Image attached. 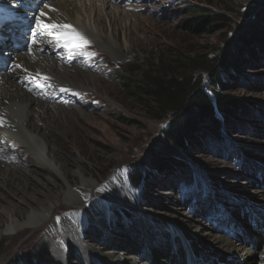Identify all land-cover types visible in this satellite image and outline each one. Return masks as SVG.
<instances>
[{"label": "rangeland", "instance_id": "1", "mask_svg": "<svg viewBox=\"0 0 264 264\" xmlns=\"http://www.w3.org/2000/svg\"><path fill=\"white\" fill-rule=\"evenodd\" d=\"M112 1L113 5L105 11L113 6H117L114 9L120 12L124 9L122 11L127 12L128 17L120 24H134L139 30L132 33L128 30L126 35L125 30L119 31L117 27L113 35L107 18L104 23L107 31L102 32V28L94 23L96 10L87 0L86 3L91 5H88L89 9L80 10L82 12L76 16L91 31L98 44L86 40L87 46L77 52L78 58L69 62L73 68L81 69L82 66V70L89 69L88 73L99 74L101 93L92 94L69 86H53L59 96L61 94L64 105L79 107L81 104L90 114L91 119L74 118L49 134L61 153L73 164L72 171L68 172L69 177L81 180L74 174L76 170L82 171L87 177H93L96 180L94 191L86 202H61L50 215V223L47 222L40 229L31 228L17 236L2 238L0 264H54L51 258L56 241L64 245L68 264H105L98 254L89 250V256L85 258L80 247L66 244L65 232L62 230L64 224L60 217L75 224L81 231L82 239L92 249L102 250L108 246L106 242H120L121 239L131 245L143 244L139 254L145 259H149L147 245H161L164 251L176 245L177 250H181L182 234L174 228L170 229L162 220L164 213L173 212L172 208L181 207L182 211L191 216L199 213L204 222L216 226L221 224L226 233L231 232L230 235L233 232L236 235L241 230L235 222L238 218L243 220L247 217L248 220L251 214H255L257 224L261 221L260 215L264 218V209L261 208L264 198L249 203L246 197L255 196L254 189L264 186V170L261 169L264 165V53L258 48L254 49L257 53L255 57L244 52L245 62L241 68H222L224 88L213 86L212 77L206 72L198 71L194 74V78L201 79L203 88L213 99L214 94L220 92L247 105L248 110L228 118L219 112L215 113L219 128L214 129L210 124H205L203 129L207 133L198 135L187 149L166 137L164 130L169 120L153 118L152 109L141 99L126 93L118 79L119 74L141 75L151 64H167L174 55L181 58H192L200 53L209 58L223 56V52L230 49L235 35L249 18V11L257 0ZM76 2L82 5L80 0ZM191 5L207 7L224 14L227 21L207 31L189 29L187 24L192 20V15L188 8ZM5 7L11 9L15 6L6 4ZM4 26L3 45L9 41L7 31H14L11 36L25 44L33 40L25 30L35 32L39 28H32L31 23L24 28L16 25L14 29L9 28L11 23ZM108 47H123L126 52L123 55L111 54ZM77 53L72 52L76 56ZM8 60L6 55H2L0 61L8 64ZM12 152L18 154L16 147ZM22 154L24 152L21 153V159L25 160L23 168L29 175L26 177L29 184L25 190H22L23 187L16 190L18 196L29 201L33 198L42 199L44 204H50L45 196L51 192L61 193L63 178L50 168L33 163V159L27 165L28 157ZM157 160L162 161L163 165L155 164ZM187 172L191 176H185ZM248 173L254 175L255 183L243 191L235 189L233 181H246ZM19 176L24 177L23 173H19ZM257 178L261 182H257ZM166 191L171 194L164 193ZM126 196L133 197L135 207H127L118 202L117 197ZM10 199L19 203L21 208L24 206L17 199ZM232 201L240 203V206L235 203L233 207L238 212L232 210L231 216L226 215L230 217L229 220L222 221L226 210H229L227 204ZM95 206H100L104 214H90ZM107 215L111 224L109 228L105 227L104 219ZM54 216L56 232L54 239H49L46 232L49 228H55ZM6 219L5 214L3 220ZM257 257H261L260 253H257Z\"/></svg>", "mask_w": 264, "mask_h": 264}, {"label": "bare ground", "instance_id": "2", "mask_svg": "<svg viewBox=\"0 0 264 264\" xmlns=\"http://www.w3.org/2000/svg\"><path fill=\"white\" fill-rule=\"evenodd\" d=\"M20 1H24V5L19 7L14 4L15 7L9 9L10 12L0 11V15L1 13L11 16L16 14L18 18L23 15L27 17L32 15L35 24L39 22L36 25L39 28L35 32L24 29L26 34L31 32L29 38L36 39L32 47H23L25 44L16 40L22 44L21 48L1 50L2 55L8 57L7 67H11V69L5 73L0 71V189L4 191H0V240L8 235L17 236L31 228L40 229L47 222L50 223L48 220L50 215L61 202L66 204H79L84 200L86 202L96 185V180L93 177H89V175L87 177L79 170L73 172L81 180H73L69 177L68 172L72 171L71 165L73 164L67 160L68 158L64 156L63 152L61 153L49 133L60 128L63 124H68L74 118L91 119L90 114L85 111V106L81 104L79 107L64 105L61 94L59 96L53 86H69V88L88 91L92 94H100L99 74L88 73L89 69L86 67L84 68L88 69L87 71L82 70V66H80L81 69L69 66V62L74 60L75 55L61 48L44 26L51 24L67 25L85 40L98 44L91 31L85 28L81 20L77 18L79 16H76L82 12L80 10H88V5L91 4L96 10L94 23L102 28V32L107 31V26H104L107 18L112 26L113 35L115 34L114 29L117 27L119 31L125 30L127 32L130 30V33L139 30V27L134 24L129 26L120 24L128 17V13L122 11L124 9H120V12L114 9L117 6H113V8L105 11L113 5L112 0H89L90 4L86 3L87 0H80L82 5H79L76 0L48 1L45 5L38 4L37 8L36 4L40 0ZM21 27L24 28L25 25ZM9 28H13V26H9ZM13 32H6L9 40H12ZM125 34L128 35V32ZM5 45L11 47L9 41ZM57 49L59 52L55 53ZM118 49L108 47L111 54H125L126 50L123 47ZM38 80L40 81L39 84L33 83ZM15 147L17 155L14 153L15 151L12 152ZM21 150L24 152L22 155L28 157L27 165L33 159V163L50 168L63 178L62 192H51L45 196L50 200V204H44L42 199L35 200L33 198L29 201L25 197L18 196L16 190H21L22 187V190H25L29 184L26 180L29 175L23 168L25 160L22 161L21 159V153H23ZM261 167L264 170V165ZM19 173H23L24 177H20ZM254 178L253 174L248 173L246 174V181H233L232 184L235 185V189L243 191V189H248L251 183H255ZM256 181L261 182L258 178ZM258 184L263 186L264 182ZM263 188L264 186L255 188L253 192L256 195L253 197L246 196L249 203L254 201L256 203V199L264 198ZM103 190L105 189L103 188ZM164 193L171 194L169 191ZM101 195L103 196V194ZM11 197L17 199L24 206L21 208L19 203L10 199ZM117 200L127 207L136 206L132 196L117 197ZM235 203L240 206V203L236 201L227 204L229 210H226L222 221L229 220L230 217L226 215L230 214L231 216L232 210L238 212V210L233 209ZM99 207L95 206L90 214L93 216L104 214ZM261 208L264 209V200L261 202ZM262 209L260 210L262 211ZM172 211L170 214L164 213L162 220L170 226V229L174 228L182 234L181 250L179 248L177 250L176 245L170 246L166 251L161 245H147L149 259L140 257L139 253L142 251L143 244L131 245L121 239L120 242H106L108 246H104V250L92 249L91 245L89 247V244L82 239L81 231L75 224H70L61 217L60 220L64 224L62 230L65 232L67 245L80 247L85 258L89 256L90 250L94 254H98L105 264H264V218L261 215V221L259 220L258 224L255 214H251L248 220H246L247 217L243 220L238 218L235 222L241 230L236 235L235 232L230 235L231 232L226 233L221 224L216 226L204 222L199 217V213L191 216L184 210L182 211L181 207L172 208ZM1 214H6L7 219L3 220L4 215ZM104 220L106 221L105 227L109 228L111 224H109L108 215ZM231 220L233 219L231 218ZM53 221L55 228H52L53 230L49 228L46 232V237L49 239L53 238L56 232L55 216ZM239 221H242L243 224ZM82 232L84 233V231ZM115 234L118 235L116 232ZM117 239L119 238L117 237ZM130 239L132 240L131 237ZM257 253L261 255L259 259ZM51 260L54 264H68L65 247L57 241L54 242Z\"/></svg>", "mask_w": 264, "mask_h": 264}, {"label": "trees", "instance_id": "3", "mask_svg": "<svg viewBox=\"0 0 264 264\" xmlns=\"http://www.w3.org/2000/svg\"><path fill=\"white\" fill-rule=\"evenodd\" d=\"M188 12L192 20L187 27L192 30L207 31L227 21L224 14L207 7L191 5ZM249 13V18L235 35L230 49L223 52V56L209 58L200 53L192 58H181L174 55L167 64L149 65L141 75H118L126 93L144 101L152 109L153 118L169 120L164 133L183 149H187L198 135L207 133L203 129L205 124H210L214 129L219 128L215 113L219 112L228 118L248 110L247 105L220 92H216L213 99L203 88L201 79L194 78V74L198 71L206 72L212 77L213 86L224 88L222 68H241L245 62L244 52L255 57L257 53L254 49L258 48L264 53V1L257 0ZM154 162L163 165L160 160ZM184 175L191 176L190 172Z\"/></svg>", "mask_w": 264, "mask_h": 264}, {"label": "snow or ice", "instance_id": "4", "mask_svg": "<svg viewBox=\"0 0 264 264\" xmlns=\"http://www.w3.org/2000/svg\"><path fill=\"white\" fill-rule=\"evenodd\" d=\"M44 28L66 52H79L87 46V41L70 26L51 24Z\"/></svg>", "mask_w": 264, "mask_h": 264}]
</instances>
